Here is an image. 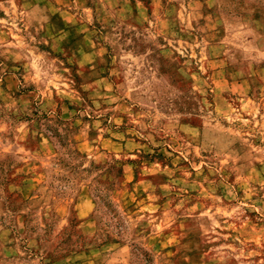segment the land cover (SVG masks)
Masks as SVG:
<instances>
[{
	"label": "rangeland",
	"instance_id": "374dc122",
	"mask_svg": "<svg viewBox=\"0 0 264 264\" xmlns=\"http://www.w3.org/2000/svg\"><path fill=\"white\" fill-rule=\"evenodd\" d=\"M0 264H264V0H0Z\"/></svg>",
	"mask_w": 264,
	"mask_h": 264
}]
</instances>
